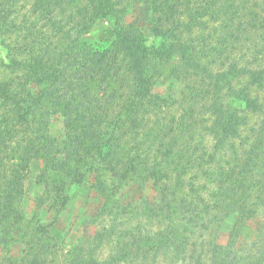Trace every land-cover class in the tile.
<instances>
[{"label": "rangeland", "instance_id": "1", "mask_svg": "<svg viewBox=\"0 0 264 264\" xmlns=\"http://www.w3.org/2000/svg\"><path fill=\"white\" fill-rule=\"evenodd\" d=\"M7 1L0 0V9H8L9 19L17 26L27 20V23H33V32L38 35L40 27L47 26L31 8L32 0ZM116 1H119L117 6L123 11L119 19L105 21L96 18L84 0H70L63 19L67 28H74L69 49L74 54L82 53L78 56L79 63L88 61V68L93 67L99 71L96 81L87 88L92 97L99 101L102 111L113 110L114 113L119 112V105L128 94L125 91L130 85L131 74L125 68L122 54H116L117 64L110 68L109 61L114 56L113 30L119 23L135 28L144 37L145 45L151 48L159 42L157 34L160 29L168 28L158 21L161 15L158 4L161 0ZM171 1L167 0L168 3ZM233 2L234 6L228 15L229 34L224 32L227 35L225 43L221 42L224 39H221L222 34L213 35L211 40L218 50L225 51L223 61L220 58L222 64L234 60L239 67L255 68L264 64V0ZM3 5L7 7H1ZM181 9L177 7L178 11ZM54 16L61 19L60 15ZM44 30L49 36L56 31L50 26ZM198 34L207 37L202 30ZM54 40L49 38V41L43 39L33 42L26 31H0V79H6L9 73L15 71V68L5 66L6 54L21 61L20 47L31 43L39 51L44 46H48L49 51L57 50L59 45L53 47ZM23 60L28 61L30 58L25 57ZM146 62L152 82L150 91L171 100V104L167 105L158 119L151 118L155 132L160 128L158 136L165 133L160 142L161 147L158 145L161 153L167 154L173 150V153L189 152L193 157L201 155L204 158L202 171L196 167L186 170V187L179 196L186 194L194 200L201 197L202 191L212 195L214 182L218 186L223 183V187H228L225 194L228 196L225 202L228 209L207 218V225L200 232L198 229L184 232L189 237V250L184 260L176 263L264 264V211L259 209L254 218L242 220L237 207V203L243 199L240 193H244L248 185L249 191L255 186L251 174L261 172L264 168V112L249 114L248 124L240 129L238 137L226 145L221 156L214 158V161H218L213 164L208 160L212 154L211 138L202 128L207 117L203 100V95L208 91L207 86L184 74L177 57L160 59L151 56L147 57ZM79 66L76 69H80ZM104 69L108 70L104 82H100ZM80 70L84 72V69ZM19 74L17 71L14 76ZM251 94L258 98L264 110V88L251 87ZM58 103L53 100L42 109L43 122L50 135L63 141L67 136ZM1 107L0 100V112H3ZM186 109L188 113L182 117ZM34 117L37 121L41 119L38 113ZM179 134H183L181 140L173 145L172 142ZM93 146L91 143L89 156L79 158L77 163L91 165L89 157L92 156ZM127 148L126 142H122L118 156L124 159ZM1 155L5 157L4 153ZM6 163L18 166L19 169L18 177L12 171L7 174L11 193L13 191L15 195L10 194L12 199H0V264H32L33 259L40 264H90V261L96 264H167L164 252L168 246L165 240L151 239V233L147 230H153V225L148 224L146 217L149 209L156 207L161 200L152 179L153 173L147 164L138 166V177L133 174L132 178L119 182V179L116 178V181L114 178L113 164L110 167L106 161L100 164L95 160L94 165L99 166L97 172H84L83 176L74 178L78 183L65 186L62 184L63 170H45L42 157L29 159L27 164L16 160ZM64 164L66 168L76 166L72 159L66 160ZM158 168L161 174L158 186L163 188L165 196L170 199L169 193L175 189L174 176L180 170L175 171L172 165H159ZM191 184L195 192L188 188ZM1 192L6 194L4 186ZM193 203L200 209L199 203ZM4 205H8V209L2 211ZM256 207L253 205L252 209ZM13 210L18 213L15 215L17 222L12 217ZM231 210L235 212L231 213ZM242 210L249 211L248 208Z\"/></svg>", "mask_w": 264, "mask_h": 264}, {"label": "trees", "instance_id": "2", "mask_svg": "<svg viewBox=\"0 0 264 264\" xmlns=\"http://www.w3.org/2000/svg\"><path fill=\"white\" fill-rule=\"evenodd\" d=\"M84 1L86 7L91 8L98 19H119L123 13L117 6L119 1L116 0ZM69 3L70 0H32L31 8L34 13L47 26L56 30L51 37L44 30L46 25L40 27L38 35L33 32V23H27L25 20L17 26L9 19L8 9H0L1 32L26 31L33 42L43 39L49 41V38H53V47L59 45L57 50L49 51L48 46H44L39 51L33 44L27 43L18 49L21 61L10 58L9 53L4 57L7 60L5 66L9 69L15 68V71L9 73L6 79H0L1 108L4 110L0 112V189L4 186L6 193L3 195L4 192H1L0 199H12L10 194L15 195V192L11 193L7 174L12 171L18 177L19 167L6 163L9 160L27 164L29 159L42 157L45 160V170H63L62 184L65 186L78 183L74 178L83 176L84 172H97L99 166L94 165L95 160L100 164L106 161L110 167L113 164L114 178L116 181L119 179V182H125L132 178L133 174L137 176L138 166L147 164L153 173L152 179L161 199L156 207L149 209L146 216L148 224L153 225V230L147 229L151 233L149 237L159 241L165 240L164 243L168 246L166 249L169 248V253L167 250L164 252L167 264H177L179 260H184L189 250V237L184 235V232L190 229H198L200 232V229L206 227L207 218L228 209L229 206L225 204L228 187H223V183L218 186L214 182L212 195L202 191L201 197L198 196L194 200L186 194L179 196L186 187V170L196 167L202 171L201 163L204 158L201 155L193 157L189 152L173 153V150L167 154L161 153L160 142L165 133L158 136L160 128L155 132L151 118L158 119L160 114L165 112L167 105L171 104V100L150 91L152 82L146 59L151 56L160 59L177 57L185 71L184 74L207 86L208 91L203 95L207 117L202 128L211 138L212 154L208 160L213 164L218 161H214V158L221 156L226 145L238 137L240 129L248 124L249 114L264 112L258 98L251 94V87L264 88V64L246 68L239 67L234 60L221 63L225 51L218 50L211 38L213 35L222 34L221 39H224L221 42L225 43L227 35L224 32L228 33V15L234 6L233 0H172L169 3L167 0H161L159 7L157 6L161 12L158 21L168 28L160 29L156 46L147 47L141 33L130 26L119 23L113 30L114 56L109 61L110 68L117 64V55L122 54L131 80L125 91V94H128L119 105V112L102 111L99 101L92 97L87 88L90 83L96 81L99 71L93 67L88 68V61L79 63L78 56L82 53L74 54L72 49H69L72 43L71 31L74 28H67L63 22ZM177 7L182 9L178 11ZM54 14L60 15L61 19L55 18ZM199 30H202L203 34L206 32L207 37L199 35ZM229 42H226L227 46ZM25 57L30 60H23ZM78 65L84 72L76 69ZM107 70L102 71L100 82H104ZM17 71L20 74L14 76ZM190 86L195 90L193 85ZM53 100L59 101L60 114L64 118V132L67 137L63 141L50 135L43 122L42 109ZM37 113L41 118L39 121L34 117ZM187 113L188 110H184L182 117ZM182 136L183 134L177 135L173 145H177ZM124 141L128 148L123 159L118 156V152ZM91 143L94 144L92 156L89 157L92 163L80 165L77 160L89 156ZM1 153L7 157L3 158ZM70 159L76 166L66 168L64 163ZM159 165H172L175 171L180 170L174 176L175 189L169 193L170 199L165 196L163 188L158 186L161 175ZM262 166L264 167V164ZM251 176L254 179V188L249 191L248 185L245 192L240 193L243 199L237 203L242 220L254 218L259 209L264 211V168ZM189 187L191 191H196L193 184L188 185ZM247 191L249 192L246 193ZM193 202L199 203L200 209ZM253 205L257 207L252 209ZM245 208L249 211L242 210ZM1 209H8V205L2 206ZM234 212L235 210H231V213ZM12 214L14 222H17L15 215L18 213L13 210ZM32 264L40 263L33 259ZM90 264L96 262L90 261Z\"/></svg>", "mask_w": 264, "mask_h": 264}]
</instances>
